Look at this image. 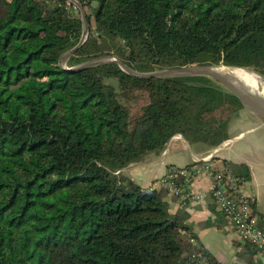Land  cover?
I'll use <instances>...</instances> for the list:
<instances>
[{
	"label": "trees",
	"instance_id": "1",
	"mask_svg": "<svg viewBox=\"0 0 264 264\" xmlns=\"http://www.w3.org/2000/svg\"><path fill=\"white\" fill-rule=\"evenodd\" d=\"M76 1L100 32L90 28L63 67L78 8L0 0V264H211L188 241L185 213L169 215L166 190L121 169L176 133L214 146L239 99L207 76L71 67L114 54L141 72L223 64L264 75V0ZM226 167L248 180L243 163ZM243 248L251 261L254 247Z\"/></svg>",
	"mask_w": 264,
	"mask_h": 264
},
{
	"label": "crops",
	"instance_id": "2",
	"mask_svg": "<svg viewBox=\"0 0 264 264\" xmlns=\"http://www.w3.org/2000/svg\"><path fill=\"white\" fill-rule=\"evenodd\" d=\"M256 91L259 95L263 92ZM201 161H209L216 167L226 166L228 162L243 163L249 173L244 188L252 197L254 214L264 222V116L254 114L244 106L229 122L227 137L214 146L191 143L181 133H176L159 153H150L141 161L129 163L121 171L141 187H148L153 180L164 175L169 166H187ZM187 188L202 193L203 199L181 205L177 197L165 194L164 200L170 216L177 210L185 213L182 224L208 252L211 264H264L254 254L251 261L248 259V252L237 238L234 227L215 208L207 190L205 173L196 177ZM183 232L186 231H181V236L185 235Z\"/></svg>",
	"mask_w": 264,
	"mask_h": 264
},
{
	"label": "built area",
	"instance_id": "3",
	"mask_svg": "<svg viewBox=\"0 0 264 264\" xmlns=\"http://www.w3.org/2000/svg\"><path fill=\"white\" fill-rule=\"evenodd\" d=\"M202 173L208 178L207 190L215 208L232 224L239 241L250 243L254 247V255L264 262V227L259 225V219L252 210V197L244 188L246 180L230 168L216 167L209 161L169 166L165 174L153 180L148 188L165 189L166 194L177 197L181 205L187 201H201L203 194L187 188V185ZM188 241L196 243L191 236Z\"/></svg>",
	"mask_w": 264,
	"mask_h": 264
},
{
	"label": "water",
	"instance_id": "4",
	"mask_svg": "<svg viewBox=\"0 0 264 264\" xmlns=\"http://www.w3.org/2000/svg\"><path fill=\"white\" fill-rule=\"evenodd\" d=\"M72 2L79 10V16L81 20V33L77 43L61 54L59 58V64L63 67L66 66V59L72 54V52L78 48L87 38L89 33V24L85 16V10L76 0H69ZM107 62L116 63L122 71L125 73L135 76L138 78H147V77H177V76H207L213 78L217 81L225 90L236 96L241 102L242 106L246 107L249 111L254 114L264 116V97L259 96L258 93H253L246 88H239L236 84L237 79H230L228 74L219 70L220 68H247L223 64H194V65H185L180 67H169V68H159L152 71L141 72L135 69H132L120 59H118L114 54H104L94 58H91L87 61H84L76 66L71 67L73 70L81 69L87 66H93L98 64H103ZM253 70V69H252ZM256 73V72H255ZM259 75V74H258ZM261 77V76H260ZM257 90H262V88H257Z\"/></svg>",
	"mask_w": 264,
	"mask_h": 264
},
{
	"label": "bare ground",
	"instance_id": "5",
	"mask_svg": "<svg viewBox=\"0 0 264 264\" xmlns=\"http://www.w3.org/2000/svg\"><path fill=\"white\" fill-rule=\"evenodd\" d=\"M219 70L228 74L230 79H237L236 84L239 88H246L253 93H257V88H263L261 90L263 92L260 93L262 97L264 96V81L252 70L247 68H220Z\"/></svg>",
	"mask_w": 264,
	"mask_h": 264
},
{
	"label": "rangeland",
	"instance_id": "6",
	"mask_svg": "<svg viewBox=\"0 0 264 264\" xmlns=\"http://www.w3.org/2000/svg\"><path fill=\"white\" fill-rule=\"evenodd\" d=\"M91 28V30H93L94 32H100V28L98 27V25L95 23L94 18H91V26H89V29ZM249 70H252L251 68H247ZM253 72H256L254 70H252ZM257 73V72H256ZM259 74V73H257ZM259 76H261L262 80L264 81V75L259 74Z\"/></svg>",
	"mask_w": 264,
	"mask_h": 264
}]
</instances>
